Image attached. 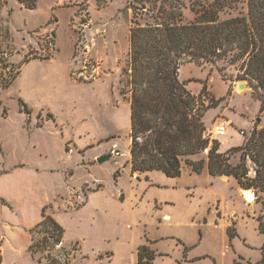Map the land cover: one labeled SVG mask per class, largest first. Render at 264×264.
Masks as SVG:
<instances>
[{
	"label": "rangeland",
	"instance_id": "374dc122",
	"mask_svg": "<svg viewBox=\"0 0 264 264\" xmlns=\"http://www.w3.org/2000/svg\"><path fill=\"white\" fill-rule=\"evenodd\" d=\"M182 1L185 4V22H193L192 4L197 0ZM35 3L36 6L29 9L17 0H0V185L11 198L0 189L2 264L46 263L48 252L36 257L28 252L32 244L30 229L42 220L44 208L48 215L62 223V216L68 209L81 206L78 202L75 206L69 203L79 195L88 196L104 187L109 194L121 195L123 192L118 190L120 179V186H128L124 173L128 159H131L128 158L132 144L131 103L123 98L120 90L122 71L127 65L130 50V29L135 21L134 0H36ZM239 15H247V0H243L236 9L221 13L220 17L225 20ZM70 48V76L67 78L70 89L65 95L64 110L48 104L45 99L36 100L34 95L23 93L18 84L20 77L8 89L2 88L3 82L23 71L25 60L50 61L60 52L64 54L60 58L65 59ZM38 67L42 72L50 69L48 65L33 63L27 67V73L20 81L30 79L33 73L38 72ZM219 67H224L226 80L218 67L209 64H185L179 72L180 79L187 82L190 91L199 95L206 87L209 94L221 101L218 107L205 114L204 124L209 134H204V137L209 139V145L217 141L219 152L226 154L243 147L255 128L264 127V109L246 81L247 89H238L242 81L237 80L240 74L237 67L225 62H220ZM62 73L65 75L66 69H62ZM19 98L27 103L30 113L19 106ZM110 110L118 113L122 126L98 135L99 129L107 126L106 116ZM220 123L228 126L227 133L215 135L214 128ZM107 155H112L109 160L98 162L100 157ZM195 159L208 162L204 153ZM230 163L240 164V154L231 156ZM248 163L251 162L248 160ZM117 171L119 174L115 179ZM254 174L251 171L250 175ZM12 176L15 179L10 184H3ZM250 191L255 193L253 189ZM33 197L37 204L30 202ZM124 197L122 194L121 198ZM245 198L249 202L254 201L250 193ZM24 202L27 207L22 208ZM39 203L43 205L37 208ZM258 209L260 216L264 212L260 202ZM71 217L65 220L71 222L72 228ZM96 224L83 222L85 228L82 230L95 233L98 231ZM229 229L231 246L227 243L224 254L218 231L208 233L203 240L198 233L200 243L193 249L197 253L213 255L221 264H235L239 257L248 260L239 252L248 253L246 247L258 252L259 262L264 235L253 230L248 235L252 244H258V249L244 242V247L238 243L235 248L233 241L238 236L231 239ZM71 231L69 228L68 240L73 237ZM187 231L190 232L189 229ZM188 232L185 231L190 235L188 241L194 240V229ZM84 240V248L96 253L98 243L95 246L88 236ZM66 242L63 245L75 255L72 264L112 263L110 253H88L82 250L81 244ZM171 244L173 242L168 241L163 245ZM53 253L58 254L57 251ZM40 256L44 257L43 262L38 261Z\"/></svg>",
	"mask_w": 264,
	"mask_h": 264
},
{
	"label": "trees",
	"instance_id": "16d2710c",
	"mask_svg": "<svg viewBox=\"0 0 264 264\" xmlns=\"http://www.w3.org/2000/svg\"><path fill=\"white\" fill-rule=\"evenodd\" d=\"M17 1L29 9L36 6V0ZM242 2L197 0L192 4L194 21L185 22L182 0H134L135 21L130 29V50L120 90L131 103L132 175L161 171L177 178L182 175L184 164L198 174L203 171L205 160L195 161L191 157L208 147L204 117L221 101L209 94L206 87L199 95L193 94L187 82L180 79L183 65H213L225 80L224 67H219V63L237 67V80L246 81L253 88L254 97L264 109V0H247V15L225 20L220 17ZM28 62L25 60L24 64ZM20 73L3 82L2 88L8 89ZM19 106L30 113L21 99ZM237 153L241 163L232 165L231 156ZM207 158L212 176L234 177L244 190L253 189L256 202L264 206V127L255 128L243 147L226 154L219 152L216 141ZM118 174L119 171L115 179ZM42 217L30 230L32 244L28 252L33 257L48 252L44 264H72L75 255L63 245L64 228L46 213V208ZM257 220L258 231L264 235V212ZM229 235L231 239L236 236L234 229H229ZM261 252L262 258L255 264H264V245ZM157 256L148 246H141L137 264H153ZM43 258L40 256L38 261ZM235 264L254 263L239 257Z\"/></svg>",
	"mask_w": 264,
	"mask_h": 264
},
{
	"label": "crops",
	"instance_id": "0c3cea01",
	"mask_svg": "<svg viewBox=\"0 0 264 264\" xmlns=\"http://www.w3.org/2000/svg\"><path fill=\"white\" fill-rule=\"evenodd\" d=\"M70 53L71 48L65 55V59L60 58L64 56L60 52L50 61L26 63L18 76L20 77L19 88L23 93L34 95L36 100L45 99L48 104L58 109L64 108L65 95L70 89L67 80L70 76ZM33 63L40 66L48 65L50 69L42 72V68L38 67L36 74L33 73L26 82H21V78L27 73V67ZM62 69H66L65 75ZM63 82H66V86L62 87ZM192 93L196 95L195 92ZM89 95L92 96V93ZM25 104L27 105L26 102ZM129 114L131 120V104ZM106 124V128H98L100 130L98 135H101L102 131H115L122 126L118 113L110 110L106 116ZM93 131L96 132L95 129ZM130 157L131 153L128 158ZM191 159L196 160L195 157ZM128 161V167L124 173L128 186L127 188L120 186L121 179L118 183L120 186L118 190L123 192L121 195L109 194L104 187L99 191H92L88 196L79 195L75 201L69 202L73 206L78 202L81 206L68 209V212L62 216V223L56 219L65 230L63 243L68 240V229L70 228V231L72 229L70 234L72 233L73 237L66 242L67 244L79 243L82 250L88 253H110L111 264H137L138 249L146 245L158 254L153 264H221L207 252L197 253L193 246L200 243L198 233L201 234L200 240H203L208 233L218 231L222 239L224 254L227 243L231 246L228 229L232 228L238 236L233 241L235 248L238 243L244 247L242 244L244 242L258 249V244H252L248 238L252 230L258 234V203L255 201L253 192L241 188L234 177L212 176L208 162L205 163L201 174L194 172L191 167L184 164L182 175L177 178L168 177L161 171L132 175L131 159ZM14 179L15 177L12 176L9 180L3 181V184H10ZM0 189L8 197L6 189L1 185ZM247 193L254 198L253 202L246 200ZM122 194L125 196L124 199L121 198ZM35 200L33 197L30 202H36ZM42 205L43 203H39L37 208ZM24 206H26L25 202L22 208ZM68 216H72L70 218L74 223L72 228L70 227L71 222L65 220ZM83 222L97 223L98 231L90 233L82 230L85 228ZM193 229L196 233L195 239L188 241L190 235L185 231L191 233ZM85 236H88L89 241L92 240L95 246L98 243L99 248L95 247L96 253L94 250L89 252L84 248ZM168 241L173 244L164 246L163 244ZM186 248H188L187 252H185ZM244 248L248 253L239 251L240 255L254 263L258 262V252ZM175 251L178 253H174Z\"/></svg>",
	"mask_w": 264,
	"mask_h": 264
},
{
	"label": "built area",
	"instance_id": "2783aa9c",
	"mask_svg": "<svg viewBox=\"0 0 264 264\" xmlns=\"http://www.w3.org/2000/svg\"><path fill=\"white\" fill-rule=\"evenodd\" d=\"M226 129H228V126L225 123H220V124H218V125L215 126L214 133H215V135H222V134H224V132L226 131ZM211 146L212 145H208V147L206 149H204L202 151V153H204L206 156H208L209 153H210V150H211ZM254 196L256 198V195H254Z\"/></svg>",
	"mask_w": 264,
	"mask_h": 264
},
{
	"label": "water",
	"instance_id": "95a60500",
	"mask_svg": "<svg viewBox=\"0 0 264 264\" xmlns=\"http://www.w3.org/2000/svg\"><path fill=\"white\" fill-rule=\"evenodd\" d=\"M238 89H239V90H245V89H247L246 82H244V81L239 82V84H238ZM205 134L208 135L209 132H206ZM111 156H112V155H107V156H104V157H100V158L98 159V162H99V163H103L104 161L109 160V159L111 158ZM245 191H249V190H245ZM252 192H253V191H252ZM253 194L255 195V193H253Z\"/></svg>",
	"mask_w": 264,
	"mask_h": 264
},
{
	"label": "bare ground",
	"instance_id": "6f19581e",
	"mask_svg": "<svg viewBox=\"0 0 264 264\" xmlns=\"http://www.w3.org/2000/svg\"><path fill=\"white\" fill-rule=\"evenodd\" d=\"M224 133H227V129H226V131Z\"/></svg>",
	"mask_w": 264,
	"mask_h": 264
}]
</instances>
